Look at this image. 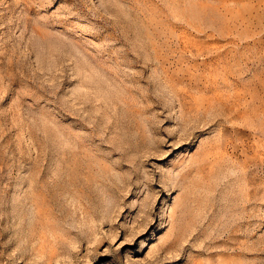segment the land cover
<instances>
[{
  "label": "rangeland",
  "instance_id": "1",
  "mask_svg": "<svg viewBox=\"0 0 264 264\" xmlns=\"http://www.w3.org/2000/svg\"><path fill=\"white\" fill-rule=\"evenodd\" d=\"M0 264H264V0H0Z\"/></svg>",
  "mask_w": 264,
  "mask_h": 264
}]
</instances>
